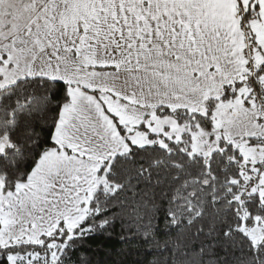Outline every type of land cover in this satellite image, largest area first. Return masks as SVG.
<instances>
[{
	"label": "snow or ice",
	"instance_id": "snow-or-ice-1",
	"mask_svg": "<svg viewBox=\"0 0 264 264\" xmlns=\"http://www.w3.org/2000/svg\"><path fill=\"white\" fill-rule=\"evenodd\" d=\"M0 264H264V0H0Z\"/></svg>",
	"mask_w": 264,
	"mask_h": 264
},
{
	"label": "trees",
	"instance_id": "trees-1",
	"mask_svg": "<svg viewBox=\"0 0 264 264\" xmlns=\"http://www.w3.org/2000/svg\"><path fill=\"white\" fill-rule=\"evenodd\" d=\"M118 239L119 238L117 237L116 239L109 241L106 244H101L100 241H89L88 244L93 250H95L97 248V246L99 245L101 247L102 251H104V250H107V249L113 248V247H116V248L121 247L122 245H119L117 243ZM133 243H135V242H133ZM97 258H102V254H101V256H98ZM149 259H151V257H149Z\"/></svg>",
	"mask_w": 264,
	"mask_h": 264
}]
</instances>
